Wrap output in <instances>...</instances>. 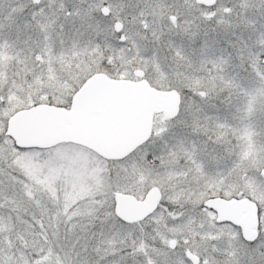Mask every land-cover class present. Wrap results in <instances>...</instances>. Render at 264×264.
<instances>
[{"label":"snow or ice","instance_id":"obj_1","mask_svg":"<svg viewBox=\"0 0 264 264\" xmlns=\"http://www.w3.org/2000/svg\"><path fill=\"white\" fill-rule=\"evenodd\" d=\"M0 264H264V0H0Z\"/></svg>","mask_w":264,"mask_h":264}]
</instances>
